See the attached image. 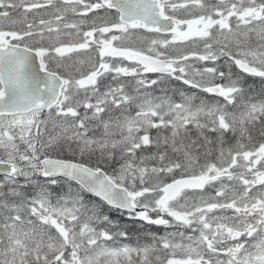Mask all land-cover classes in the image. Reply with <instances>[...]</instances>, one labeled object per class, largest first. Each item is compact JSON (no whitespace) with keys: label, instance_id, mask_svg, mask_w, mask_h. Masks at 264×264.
<instances>
[{"label":"snow or ice","instance_id":"obj_1","mask_svg":"<svg viewBox=\"0 0 264 264\" xmlns=\"http://www.w3.org/2000/svg\"><path fill=\"white\" fill-rule=\"evenodd\" d=\"M0 264H264V0H0Z\"/></svg>","mask_w":264,"mask_h":264},{"label":"flooded vegetation","instance_id":"obj_2","mask_svg":"<svg viewBox=\"0 0 264 264\" xmlns=\"http://www.w3.org/2000/svg\"><path fill=\"white\" fill-rule=\"evenodd\" d=\"M151 231L162 233V232H164V229L163 228L152 227ZM169 231H172V229H169ZM125 242L135 244L136 243L135 236L131 240L125 241Z\"/></svg>","mask_w":264,"mask_h":264},{"label":"trees","instance_id":"obj_3","mask_svg":"<svg viewBox=\"0 0 264 264\" xmlns=\"http://www.w3.org/2000/svg\"><path fill=\"white\" fill-rule=\"evenodd\" d=\"M113 216H115V214H113Z\"/></svg>","mask_w":264,"mask_h":264}]
</instances>
